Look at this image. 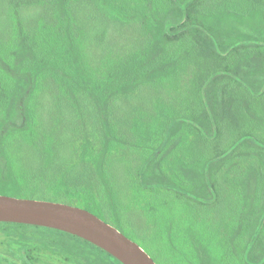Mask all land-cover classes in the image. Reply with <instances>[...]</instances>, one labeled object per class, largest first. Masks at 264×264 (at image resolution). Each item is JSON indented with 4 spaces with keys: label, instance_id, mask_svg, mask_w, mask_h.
<instances>
[{
    "label": "rangeland",
    "instance_id": "rangeland-1",
    "mask_svg": "<svg viewBox=\"0 0 264 264\" xmlns=\"http://www.w3.org/2000/svg\"><path fill=\"white\" fill-rule=\"evenodd\" d=\"M24 1L17 9L20 4L16 0H0V39L6 40L9 34H18L22 29L36 32L40 20L47 19L54 26L56 17L62 19V10L55 6L58 0ZM197 1L201 0H178L175 5L173 0H163L162 7L167 12H161L159 17L155 0H129V11L146 13L153 28L150 41L141 24L146 20L142 14V20L130 17L126 21L120 17L126 12L121 0L118 14L104 11L101 18L90 13L84 2L78 8L73 5L70 19L77 28L74 35L78 41V53L73 54V59L87 73L82 90H90L84 94L90 110L72 102V111L66 109L64 100L73 97V91L61 94L56 86L43 95H34L31 90L37 80L30 82L25 77L17 103L21 107L29 105L23 110L27 115L20 117L17 129H13L18 133L0 136V187L12 191L15 182L23 184L28 179L38 193L31 197L7 196L88 209L130 234L158 264H264V247L255 245L257 239L264 241V0H225L219 6H209L208 18L218 15L213 20L199 18L198 23H205L209 31L199 25L194 30L199 28L214 51H221L220 64L200 56L195 64L183 65L184 58L179 55L182 78L160 76L157 82L148 78L149 72L142 75L148 68H152L151 72L164 68L155 61L160 59L163 45L157 36L167 34L168 28L185 26L186 12ZM102 9L105 10L103 6ZM230 9L249 18H222ZM17 44L18 56L14 60L24 53L19 40ZM253 50L260 55H253ZM234 51L236 55L232 54ZM130 55L126 68L134 74L140 71L141 75L136 74L129 80L128 88L122 89L115 84L118 73L114 66L119 67ZM52 61L59 62L57 51ZM210 69L218 73L204 86V75ZM3 71L0 59V72ZM15 73L10 70L9 75L15 78ZM191 77L187 84L186 79ZM168 80L169 86L162 84ZM232 81L242 82L252 94L233 90L229 85ZM113 83L111 95L109 86ZM195 83L198 85L194 90ZM201 97L208 113L206 118L198 110ZM120 99H124L116 103L117 108L122 107L120 111L109 106L112 100ZM7 100L11 101L9 95L0 93V105ZM117 117L120 121L131 120L132 125L128 121L127 128H122L123 124L113 127L116 123L111 124V120ZM3 119L2 112L0 121ZM78 123L81 129L96 128L106 135L101 153H97L95 143L87 147V152L80 151L86 146L85 135L79 140L80 148L75 140L77 145L70 140V130ZM53 129L57 131L53 133ZM123 130L126 138H131L130 151L136 148L131 144L134 142L147 156L143 163L146 167L139 172L135 170L134 156L129 163L117 156L126 141ZM45 131L49 139H37H43ZM20 134H29L31 141L25 142ZM41 146H47L43 148L45 159L41 158ZM50 160H65L64 172L72 175L69 185L78 179L80 186L72 187L66 196L43 195V190L50 189L37 179L43 169L37 165ZM97 160L106 169L100 175L94 166ZM262 181L263 186L258 187ZM255 211L257 229L254 237L248 238L247 217ZM0 264L116 263L72 235L0 223Z\"/></svg>",
    "mask_w": 264,
    "mask_h": 264
},
{
    "label": "trees",
    "instance_id": "trees-1",
    "mask_svg": "<svg viewBox=\"0 0 264 264\" xmlns=\"http://www.w3.org/2000/svg\"><path fill=\"white\" fill-rule=\"evenodd\" d=\"M95 2H93V0H58V2L55 4V6H57L59 9L62 10L61 15H62V19L61 17H56V20H53L54 26L51 25L52 22H50L49 20H45V21H38L37 22V26L35 30L36 32H24L25 30L22 29V31H19L18 34H9V36L6 38V40L4 39H0V59L3 62V65L5 67V72L3 71L2 73L0 72V93H4L6 95H9L11 101L8 102V100L4 103H1L0 107L3 106L2 109H0V116H2V112L4 115V119L0 121V136L3 135V133L6 134V136H11L12 132L15 134L18 133L17 130H13L16 125L21 122V119H19L20 117H24L27 115V113H25L23 110H26L29 108V105H27V107H21L18 103H17V97L20 95L21 92V84L24 85V82L26 84V79L25 77L27 76V78L30 80V82H32L33 80H37L36 84H35V88L32 89V93L36 96H38L39 94L43 93H47L48 91L52 90L53 86H56L59 88V92L65 93L67 91H73V97H66V99L64 100V107H66V109L71 110L72 107V103H79L80 106H83V109L86 110V108L88 110H90V106L86 105L89 102L88 97H85V93L88 92L90 93L89 88L86 89L84 92L82 90L83 87V82L84 79L87 76L86 71L84 70V68L82 66H80L81 64H79V62H75L73 57L76 52L78 53V41H76L75 35H74V31L75 29H77L74 25H72V21L70 19V16H72V9H73V5L75 4V8H78L81 4V2H84L86 7L90 10V13L93 12V14L95 16H98L99 18H101V13H104V11H112L117 13V11L119 12V5H118V0H94ZM97 1V2H96ZM145 1V0H144ZM223 1L225 0H201V1H197L196 3L194 2L191 6H189L187 12H186V19H187V24L183 27L180 28H176V29H170L168 27H166V29L168 28V32L167 34L161 35V36H157V38H159V42H161L162 45V49H161V54L160 59L155 60V61H159L161 63L162 66H164V68H162V70H152V68H148L145 72H142V75L144 73L149 72V79L152 80H156L158 82V78H160V76H162L163 78H170V77H174V78H178V76L180 78L183 77V68H181V66H183L184 64H189L190 65L192 63L195 64V62L197 61L196 59H198L200 56H207L209 58H211V60L218 62L219 64L222 62L223 58L220 54L221 51L215 52L213 49V44L209 42L208 38H203L201 36V32L200 29L198 28L197 30H194V27H198L201 26V29L203 31H209L205 26V23H201L199 24V18H205L204 20L207 22V19L213 20L215 18V16L218 15H214L211 14L208 18V11L211 7V5H216L219 6ZM233 1V0H232ZM76 2V3H75ZM17 5L20 4L19 7H17V9H20L22 4L25 3L24 0H16L15 2ZM121 3H125L122 7L125 8V16H120L123 20H129L130 17H133L134 19H141L139 18L140 15L144 16V19H146L144 22L142 21V25L144 27V31L145 33H147L146 35L148 36V41H150L152 39V35H151V31H153V28L150 26V24L148 23V19L145 18V14L143 13V11H141L140 14H135L133 13V10L131 9V11H129V5L131 4L129 2V0H121ZM135 3V2H134ZM173 3L176 5L178 3V0H173ZM231 3V2H228ZM105 10L102 9V6ZM155 9H156V13L159 17L162 16L163 11H166L163 9V5L164 2L163 0H155ZM54 6V7H55ZM210 6V7H209ZM134 11H137L138 9L135 7V5L133 6ZM167 12V11H166ZM118 14V13H117ZM144 14V15H143ZM60 15V13H59ZM58 15V16H59ZM241 18V19H247L249 18V16H244L240 13V15L233 11V10H227L226 12L223 13L222 18H230L237 20L236 18ZM142 20V19H141ZM159 22V23H158ZM157 24H160V21H158ZM165 29V30H166ZM43 30V31H42ZM151 30V31H150ZM161 37V38H160ZM18 40L20 41V48L23 49V54H19L20 57H18L17 59L14 60V56H18L17 55V46H18ZM156 41V39H155ZM57 51L59 54V62H53L52 61V56L53 53ZM75 51V52H74ZM248 53V52H247ZM232 54L236 55L237 52L234 51ZM253 55H260L259 52H257L256 50L252 51ZM132 57L134 56V53L131 54ZM130 58L125 57L121 63H119V67L118 65L114 66L115 72L116 74L118 73V77L117 80L118 82L115 83L117 87H121L123 88H128V82L129 80H131L132 78H134V76L136 74L141 75L140 71H136V73L134 74L132 69H128L126 67H128L129 63L127 64V62L129 61ZM181 55V57L184 58V63L182 64H178V56ZM129 57V56H128ZM136 59V58H135ZM194 59V60H193ZM137 60V59H136ZM206 60V59H205ZM54 64H57L56 68L55 66L52 65V62ZM195 61V62H194ZM139 63H142L140 61H138ZM193 64V65H194ZM40 65V66H37ZM36 66V67H35ZM140 66V65H139ZM139 66H136L137 68ZM33 67V68H32ZM166 67V68H165ZM32 68V69H31ZM118 68H121L120 72H118ZM10 70H14L16 73L15 78L11 77V75H9ZM137 70V69H136ZM228 73H231V70H225ZM25 72H29V74L25 73ZM161 72V73H160ZM195 72V71H194ZM160 73V74H159ZM165 74L166 76L162 75ZM167 73V74H166ZM215 71H211V69L209 70V72H207L204 75V80L202 85H204L206 83V81L208 79H210L213 75H216ZM175 74V75H174ZM219 78H224V79H228L226 78V76L224 75H218ZM217 78V79H219ZM193 78H189L186 79L187 80V84H189V82L192 80ZM173 80V79H172ZM171 80V81H172ZM184 80V82L186 81ZM235 83V84H233ZM164 85L169 86V80L162 83ZM207 84V83H206ZM194 90L197 89L198 84H194ZM229 85H231L233 87V90H240L242 91L244 94H252L245 86L242 82H236V81H232V83L230 82ZM205 86V85H204ZM148 87V86H147ZM27 90L29 89L26 85ZM114 88V83L112 85L109 86V90H110V94L112 95L114 93V91L112 90ZM134 91H136L135 89L131 92V94H134ZM84 92V93H83ZM138 92V91H137ZM137 92H135L137 94ZM128 93V92H126ZM130 93V92H129ZM85 94V95H84ZM114 95V94H113ZM125 95V94H123ZM126 96V95H125ZM130 97V96H128ZM70 98H73V101H70ZM134 98V97H133ZM22 98H20L19 100H21ZM18 100V102H19ZM202 97L201 100L198 101V110L200 112H203V118H206V115H208L207 113V109L205 107L204 104V100H203V105H202ZM63 101V100H62ZM117 101L123 102L124 99H120V100H112L111 101V108L112 109H118V111H120L122 109V107L118 106V108L116 107V103ZM214 104V103H213ZM212 104V105H213ZM109 106L107 105V107L109 108ZM137 108H141V106L137 105L135 106ZM9 108V109H8ZM76 112V111H75ZM92 111H89V113H91ZM74 113V112H73ZM120 118H112L111 120V124L112 123H116L115 125H113V127H118V124H123L121 127L122 128H127V122H130V125H132L131 120L127 119V120H123L120 121ZM12 121V122H11ZM11 122V124H10ZM99 123V122H97ZM109 125V121L107 122ZM79 124V123H78ZM96 127H99L98 125H96ZM17 129V127H16ZM93 131H89V129L84 128L81 129L80 124L75 127L71 128V132L73 134V138H71L70 140H72V142L74 144H76L77 142V147L80 148L79 146V140L81 138L82 135H85V144L86 146L83 145V148H80V151L87 152L86 149H88L87 147L89 145H92L95 143V147L98 148L97 149V153H101L102 151V146L105 145V142L107 141L106 139V135L103 134V132L99 131L98 129L95 128L92 129ZM222 130V129H220ZM54 131V129L52 130V132ZM57 131V129L55 130ZM54 131V132H55ZM53 132V133H54ZM48 132L45 131V135L43 137V139H40L39 136L37 137V139L46 142L48 138ZM110 134H112V136L115 134L114 132H110ZM130 135H132L131 133H129ZM221 135V134H220ZM20 136H23L22 134H20ZM29 134H25L23 136V140L25 142H29L31 141V137H28ZM122 136H125L126 141L124 140L123 143V147L121 149H119L117 156H122L124 157L127 162H130V158L134 156V160L137 164V166L135 167L136 171H140L142 169V167H146V164L143 166V163L147 160V156L143 153L142 150L137 149L140 147V145H138L137 143L132 142L131 144L136 147L134 149H132L130 151L129 148V144L131 142V138H126L127 133L122 132ZM53 139V137L51 138ZM21 140V139H20ZM74 140L76 142H74ZM208 140V139H207ZM22 141V140H21ZM218 142V141H217ZM47 146H41L40 149H42L43 151V155L44 153H46V151L43 150V148H45ZM90 147V146H89ZM112 148V147H110ZM52 151V148H51ZM121 157V158H122ZM41 158L45 159V155L44 157L41 156ZM80 158V157H79ZM82 159L86 158L84 156H81ZM140 158V159H139ZM66 162L65 160L62 161H53L50 160L47 163H43L42 161H40V163L37 165L38 167L41 166V168H43L41 170V175L37 177V179H39L42 183V185L49 187L50 190H43V195L45 196H66L69 194V191L71 192V188L72 187H76V186H80L81 183H79L78 179H75L74 181H72V185H69L70 181L72 180V175H68L67 172H64V167H63V163ZM67 163V162H66ZM132 165V164H131ZM96 171L98 172V174L100 175L103 171L105 172L106 169H104V164L100 163L97 160V165H95ZM36 167V166H35ZM37 169V167H36ZM38 171V169H37ZM14 183V182H13ZM18 182H15V186H13L12 191L3 189L0 187V194H14V195H21L22 197H31L33 195H35L36 193H38L37 191H35L33 188V184L27 179V181L23 184H20ZM263 186V181L260 182L258 184V187H262ZM259 195V194H258ZM261 197V194L258 196ZM259 202V201H258ZM88 210V209H87ZM257 214L258 212L255 211L253 213H250L247 217V225L245 228V233L248 236V238H253L254 234L256 232V220H257ZM101 218V217H100ZM102 219V218H101ZM104 220V219H103ZM105 221V220H104ZM107 222V221H106ZM19 226H23V225H19ZM120 230V229H118ZM61 234H65L62 232H58ZM76 239H78L79 241H82L86 244H88L89 246H91L93 249L100 251L101 253L105 254L106 256L112 258L116 264H122L121 262H119L118 260H116L114 257H112L111 255H109L108 253H106L105 251H103L102 249L96 247L95 245L82 240L78 237L72 236ZM256 247H258L259 249H261L262 247H264V241L263 240H259L257 239L255 242ZM259 245V246H258ZM170 264V263H168Z\"/></svg>",
    "mask_w": 264,
    "mask_h": 264
},
{
    "label": "water",
    "instance_id": "water-1",
    "mask_svg": "<svg viewBox=\"0 0 264 264\" xmlns=\"http://www.w3.org/2000/svg\"><path fill=\"white\" fill-rule=\"evenodd\" d=\"M0 223L36 226L70 234L102 249L122 264H157L138 243L81 207L0 194Z\"/></svg>",
    "mask_w": 264,
    "mask_h": 264
},
{
    "label": "flooded vegetation",
    "instance_id": "flooded-vegetation-1",
    "mask_svg": "<svg viewBox=\"0 0 264 264\" xmlns=\"http://www.w3.org/2000/svg\"><path fill=\"white\" fill-rule=\"evenodd\" d=\"M112 225V224H111ZM114 227H116L115 225H113ZM117 229H119L118 227H116ZM120 231L121 232H123V230H121L120 229ZM126 236H128L130 239H132L133 241H135L136 243H138L135 239H133L132 237H131V235L130 234H128L127 232H123ZM139 245H140V243H138ZM141 246V245H140ZM142 248H143V246H141ZM144 249V248H143ZM145 250V249H144ZM146 251V250H145ZM154 260H155V258L153 257V256H151ZM156 261V260H155ZM156 263H157V261H156ZM158 264V263H157Z\"/></svg>",
    "mask_w": 264,
    "mask_h": 264
},
{
    "label": "crops",
    "instance_id": "crops-1",
    "mask_svg": "<svg viewBox=\"0 0 264 264\" xmlns=\"http://www.w3.org/2000/svg\"><path fill=\"white\" fill-rule=\"evenodd\" d=\"M6 224H10V223H6ZM16 225H18L19 226V224H16ZM45 229H47V228H45ZM51 230V229H50ZM53 231H56V230H53ZM57 233L58 232H60V231H56ZM62 233H64V232H62ZM61 234V233H60ZM65 234H67V233H65ZM68 235H70V234H68Z\"/></svg>",
    "mask_w": 264,
    "mask_h": 264
}]
</instances>
